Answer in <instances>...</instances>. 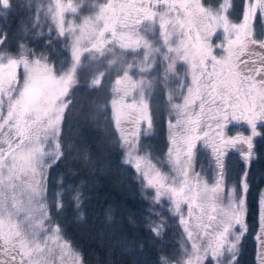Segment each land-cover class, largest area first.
<instances>
[{"label": "snow or ice", "instance_id": "6c2138e0", "mask_svg": "<svg viewBox=\"0 0 264 264\" xmlns=\"http://www.w3.org/2000/svg\"><path fill=\"white\" fill-rule=\"evenodd\" d=\"M85 5L41 0L36 7L31 27L47 23L45 47L59 70L48 54L23 43L9 50L7 33L0 32V264H82L51 219L47 176L63 155L61 126L80 79L89 78L95 89L113 74L110 103L123 163L152 190L154 204L168 202L181 228L176 259L161 264H235L246 207L235 186L225 191L224 157L247 145L241 155L249 162L257 126L264 124V39L253 27L258 14L264 19V0H245L239 22L229 18L230 0L215 8L204 0H91L94 11L80 15ZM10 7V0H0V16ZM53 30L64 41L59 52ZM218 33L223 39L214 43ZM172 81L175 89H169ZM157 85L167 90L170 105L169 148L154 162L141 152L139 138L142 125L152 128L148 100ZM233 123L246 124L251 134L227 135ZM198 144L210 151L208 169L197 170ZM247 188L242 181L243 192ZM161 224L151 229L157 236ZM257 239L264 264V198Z\"/></svg>", "mask_w": 264, "mask_h": 264}, {"label": "trees", "instance_id": "16d2710c", "mask_svg": "<svg viewBox=\"0 0 264 264\" xmlns=\"http://www.w3.org/2000/svg\"><path fill=\"white\" fill-rule=\"evenodd\" d=\"M24 1L10 0L8 14L0 16V32L8 36L7 48L15 50L23 43L37 54H48L50 62L59 70V61L53 51L45 47L49 43L45 30L37 32L35 28L28 34L33 29L29 28L25 34L28 22L37 16V5L30 0ZM90 3L91 0H86L80 15L94 11L88 6ZM219 3L220 0H205L206 6L215 7ZM44 4L46 6V0ZM243 6L244 0H231L229 14L233 20L242 18ZM262 21L257 16L255 26L258 23L259 28L262 27ZM256 34L257 39H264L258 30ZM51 35V43L59 44L55 49L59 52L64 41H57L54 31ZM64 58L60 57L61 60ZM112 78L107 77L101 87L93 89L89 87V78L82 77L73 90L72 103L64 113L60 132L63 155L48 170L47 200L49 205L52 204L50 201L55 204V194H60L63 207L53 210L56 223L79 253L82 264H161L162 258L176 259L174 253L179 251L181 229L177 217L169 209L158 210L161 205L152 204V194L142 189L135 170L123 163L124 148L121 147L110 107ZM151 102V132L140 135L139 146L150 153L155 162L165 159L169 148L170 112L166 99L153 96ZM171 118L174 122V116ZM257 132L259 135L253 138L249 162L244 161L238 146L229 149L224 157L225 191L235 186L246 207L247 231L239 241L235 264H257L258 239L255 234L264 191V124H258ZM238 133L251 134L246 124L229 125L227 135ZM197 147V170L201 165L208 169L212 163L210 151L200 144ZM246 150L247 146L243 151ZM163 170L168 169L165 167ZM242 181L248 185L246 192L242 190ZM155 224H161L159 236L151 230Z\"/></svg>", "mask_w": 264, "mask_h": 264}, {"label": "rangeland", "instance_id": "374dc122", "mask_svg": "<svg viewBox=\"0 0 264 264\" xmlns=\"http://www.w3.org/2000/svg\"><path fill=\"white\" fill-rule=\"evenodd\" d=\"M21 1L25 3L24 0H21ZM30 1H32V2H34L36 5H38L40 0H30ZM220 2H221V0H220ZM204 3H205V0H204ZM219 4H220V3H219ZM219 4H218L217 6H215V7H218ZM230 4H231V0H230ZM244 5H245V0H244ZM211 7L215 8L214 6H211ZM230 9H231V7H230ZM230 9H229V12H230ZM243 9H244V6H243ZM229 12H228L229 18H230L233 22H239V21L241 20V19H239L238 21L233 20V19L231 18V16H230ZM257 16L260 17L259 14H258ZM257 16L255 17V19H257ZM72 18H73V17H71V16L68 17V19H72ZM260 18H261V17H260ZM35 19H36V18H34V20H35ZM255 19H254V21H253V27H254L255 32L258 30L259 33H264V19H261V20H263V21H262L263 26L260 27L261 29L259 28L258 23H257L256 26H255V24H254ZM34 20H31L30 22H28V23H30V24H29V27L27 28V30H28L29 28H32V27H31V24H32V22H33ZM41 20L43 21V13L41 14ZM260 23H261V22H260ZM257 25H258V27H257ZM42 29H44V30H45L44 32L48 34L49 29H48V25H47V23H44L43 26H41V27H37V30H38L37 32L42 31ZM53 31H54V30H53ZM26 32H27V31H26ZM31 32H34V29L29 30V31H28V34H30ZM54 33H55V31H54ZM25 34H26V33H25ZM55 34H56V33H55ZM221 39H223V37H222L221 34L218 33V34H217V37H214V38H213V42H214V43H218L219 40H221ZM127 59L131 60L132 57L129 56V57H127ZM178 70H181V69L178 68ZM109 77H111V78L113 77L112 80L115 78V77H114V74L108 76V78H109ZM108 82H109V81H108ZM110 82H111V81H110ZM110 85H111V84H110ZM176 86H177V85H176V83H175L174 81H172V82L169 83V89H175ZM109 89H110V87H109ZM151 95H152L151 98L149 97V100H148V102H149V108H150V106H151V103H152V102H151V99H152L153 96H154V97L156 96V98H158V96H159V97L162 98V100H163V98L167 100V90H166V89H162L159 85L154 86ZM112 98H113V97H111V100H112ZM175 102H179V100H176ZM168 104H169V103H168ZM110 107H111V103H110ZM169 107H170V105H169ZM167 109H168V107H167ZM150 112H151V111H150ZM111 113H112V109H111ZM152 122H153V121H152ZM150 132H151V129H150V130H146V125H142V126H141V134H142V135H147V134H149ZM141 134H140V135H141ZM139 139H140V138H139ZM246 146H247V145H238V148H239L238 150L241 152L242 150H245V147H246ZM140 149H141V148H140ZM141 152L143 153L144 151L141 149ZM124 153H125V149H124ZM213 174H214V173H213ZM137 179H138V175H137ZM138 183L141 184L142 189H144L140 179L138 180ZM145 191H146L147 193L153 195L152 190H145ZM262 198H264V191L262 192V195H261V198H260V208H261V199H262ZM48 202H49V201H48L47 198H46V203H47V205H48V207H49V209H50L51 219H52V221H54V222L56 223V217H55V214H54V212H53V210L56 209V207H55V204H56V203L54 204L52 201H50V203H52V204L49 205ZM152 204H153V205H156V204H154L153 202H152ZM160 205H161V206H160ZM160 205H156V206H160V207L158 208V210L169 209V204H168V202H167L166 200L163 201L162 204H160ZM177 221H178V218H177ZM56 224H57V223H56ZM180 229H181V228H180ZM259 233H260V209H259L258 226H257V228H256V234H255L256 237H258ZM258 244H259V242H258ZM258 248H259V245H258V247H257V254H258Z\"/></svg>", "mask_w": 264, "mask_h": 264}, {"label": "flooded vegetation", "instance_id": "af4514ba", "mask_svg": "<svg viewBox=\"0 0 264 264\" xmlns=\"http://www.w3.org/2000/svg\"><path fill=\"white\" fill-rule=\"evenodd\" d=\"M259 242V241H258ZM259 245V244H258ZM256 261H257V264H259V261H258V254L256 255Z\"/></svg>", "mask_w": 264, "mask_h": 264}]
</instances>
